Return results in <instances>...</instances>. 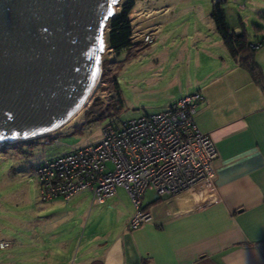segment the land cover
Segmentation results:
<instances>
[{
  "label": "rangeland",
  "instance_id": "rangeland-1",
  "mask_svg": "<svg viewBox=\"0 0 264 264\" xmlns=\"http://www.w3.org/2000/svg\"><path fill=\"white\" fill-rule=\"evenodd\" d=\"M123 1L119 0L114 12ZM133 1L128 18L136 45L117 57L112 55L107 49L106 23L105 48L96 61L100 67L96 88L86 105L60 128L23 141L34 144L25 143L21 150L6 147L0 151V264H79V258L87 253L83 242L90 235L117 224L121 211H133L121 188L116 189L117 196L93 207L89 193L69 201H42L33 170L43 161L101 138V127L109 118L84 123L92 104L97 102L96 108L103 109L114 95L108 80L102 82L104 70L107 78L116 74L123 100L115 122L127 121L155 114L194 93L210 54L226 56L209 17L213 3L220 2L227 25L235 34L244 32L253 42L264 40V0ZM145 35L153 37V42L146 43ZM76 127L81 129L75 132ZM4 144L8 143L2 141L0 147ZM149 195L152 192L146 191L144 197ZM103 210L110 214L100 218V229L93 230L90 225L94 212L102 211L104 216Z\"/></svg>",
  "mask_w": 264,
  "mask_h": 264
},
{
  "label": "crops",
  "instance_id": "crops-1",
  "mask_svg": "<svg viewBox=\"0 0 264 264\" xmlns=\"http://www.w3.org/2000/svg\"><path fill=\"white\" fill-rule=\"evenodd\" d=\"M256 50L264 76V45ZM225 53L210 54L194 91L203 97L196 126L217 152L212 191L144 197L151 219L134 230L131 210L106 229L100 218L110 211L94 212L90 228L100 230L83 242L79 264H264V92Z\"/></svg>",
  "mask_w": 264,
  "mask_h": 264
},
{
  "label": "water",
  "instance_id": "water-1",
  "mask_svg": "<svg viewBox=\"0 0 264 264\" xmlns=\"http://www.w3.org/2000/svg\"><path fill=\"white\" fill-rule=\"evenodd\" d=\"M118 2L0 0V142L46 136L86 105Z\"/></svg>",
  "mask_w": 264,
  "mask_h": 264
},
{
  "label": "built area",
  "instance_id": "built-area-1",
  "mask_svg": "<svg viewBox=\"0 0 264 264\" xmlns=\"http://www.w3.org/2000/svg\"><path fill=\"white\" fill-rule=\"evenodd\" d=\"M152 43L153 37L145 35ZM258 49L255 42L252 46ZM199 92L183 96L155 114L101 127V138L37 164L34 174L42 201H69L82 192L91 205H103L122 188L133 208L128 227L150 221L143 205L146 191L155 199L184 190L213 189L215 144L196 126Z\"/></svg>",
  "mask_w": 264,
  "mask_h": 264
},
{
  "label": "trees",
  "instance_id": "trees-1",
  "mask_svg": "<svg viewBox=\"0 0 264 264\" xmlns=\"http://www.w3.org/2000/svg\"><path fill=\"white\" fill-rule=\"evenodd\" d=\"M134 7L133 0H125L119 5V9L114 12L111 18L107 22V49L114 56L120 55L122 52H128L135 47L136 44L132 42V26L128 15ZM214 29L221 39V42L226 49L229 57L238 64L239 67L246 70L250 76L251 81L257 85L264 92V76L254 60L255 52L257 51L252 46L257 42L260 47L264 45V40H257L255 42L250 41L244 32L241 34H235L227 25L224 12L220 6V2L212 4L209 14ZM106 66L107 62H103ZM105 68V67H104ZM106 72L102 73V82L110 84V88L113 91V97L110 102L103 108H96L97 102L90 106L87 111L89 118L84 124L96 123L109 118L111 124L119 125L121 122H115L116 113L122 108L123 100L121 98L120 87L118 85L116 74H112L107 79ZM77 128V127H76ZM80 127L75 129L78 132ZM34 144L33 141L29 142H15L13 144H4L0 147V151H4L6 147H12L14 149L21 150L22 145ZM37 166V165H36ZM34 167V169L36 168ZM33 169V170H34ZM157 199L153 201L156 202ZM145 209H147L145 207Z\"/></svg>",
  "mask_w": 264,
  "mask_h": 264
}]
</instances>
